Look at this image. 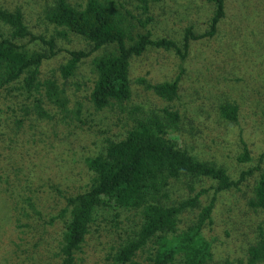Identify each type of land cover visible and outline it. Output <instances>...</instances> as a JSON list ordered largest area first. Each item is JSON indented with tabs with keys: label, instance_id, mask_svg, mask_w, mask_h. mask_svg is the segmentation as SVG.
I'll use <instances>...</instances> for the list:
<instances>
[{
	"label": "rangeland",
	"instance_id": "1",
	"mask_svg": "<svg viewBox=\"0 0 264 264\" xmlns=\"http://www.w3.org/2000/svg\"><path fill=\"white\" fill-rule=\"evenodd\" d=\"M55 1L0 0V8H21L34 35L56 38L58 54L44 61L39 80L42 84L55 80L65 90L66 100L65 109L52 105L46 87L29 96L21 86L22 80L0 95V264L61 263L60 246L69 215L59 216L67 207L66 197L89 186L93 175L85 167V159L100 153L107 140L123 138L130 119L120 107H93L90 63L97 54L74 77L63 79L60 67L69 58L67 51H90L92 46L72 33L68 39L57 35L61 28L45 20V11ZM69 1L77 7L87 2ZM110 1L124 13L132 34L151 32L153 39L168 38L180 44L188 28L196 35L205 33L215 9L210 0L148 4L144 0ZM225 4L226 16L217 33L191 41L184 61L174 50L153 47L133 59V94L124 107L141 106L142 114L160 112L167 106L178 110L181 126L171 138L178 137L182 146L200 160L225 167L237 179L264 153V0H226ZM8 31L0 21V40L9 36ZM17 43L32 53L48 50L40 40L27 38ZM177 77L181 79L179 98L173 103L138 83L141 78L160 83ZM36 98L43 99L41 106L50 119L35 114ZM226 101L239 105L238 124L224 122L217 115V107ZM242 139L252 152L253 161L247 164L237 161ZM257 176L238 189L218 195L213 223L202 231L213 247L209 264H246L249 247L264 231V210L248 206ZM213 186V181L203 179L190 192L176 183L171 199L178 201L202 191L201 203L206 206L213 196ZM101 211L76 264H109V253L134 238L140 227L135 210ZM197 213H184L180 228L194 221ZM146 254H139L141 264H147Z\"/></svg>",
	"mask_w": 264,
	"mask_h": 264
},
{
	"label": "trees",
	"instance_id": "2",
	"mask_svg": "<svg viewBox=\"0 0 264 264\" xmlns=\"http://www.w3.org/2000/svg\"><path fill=\"white\" fill-rule=\"evenodd\" d=\"M161 1L144 0L146 4ZM210 1L215 9L208 30L196 35L188 28L181 44L168 38L153 39L151 32L132 34L124 13L110 0H87L83 7L74 6L69 0H56L45 11V20L55 28H61L57 33L60 38L68 39L72 33L92 46L90 51H67L69 58L60 67L63 79L74 77L83 70L88 59L97 54L90 63L94 78L93 107L97 110L120 107L130 117L123 138L107 140L100 153L85 159V167L93 175L89 186L83 192L66 197L67 207L59 216L69 215L60 246V264H76L91 226L102 209L113 212L135 210L140 216V227L134 238L127 239L109 253V264H141L139 254L145 252L147 264H209L213 260V247L202 231L213 223L218 195L238 189L256 174L257 181L248 206L264 210V153L259 155L255 166L241 171L234 179L225 167L200 160L182 146L178 137L171 138L172 133L180 130L182 116L178 110L167 106L160 112L142 114L144 108L141 106L124 107L133 94L131 67L134 58L153 47L174 50L184 61L191 41L213 37L217 33L226 16V0ZM0 21L9 30V36L0 40V95L22 80L21 86L29 96L46 87V97L51 104L65 109V90L55 80L45 84L39 80L44 61L58 54L56 38L34 35L19 7L14 10L0 8ZM27 38L40 40L48 50L32 53L17 43ZM100 51L103 52L100 54ZM180 81V77L160 83L138 79L144 89L168 103L179 98ZM42 103V98H36L35 114L50 119ZM217 115L224 122L238 124L239 105L230 101L221 103ZM241 144L242 153L237 156V161L250 163L253 161L250 146L244 139ZM203 179L215 184L213 196L206 206L201 203L202 191L178 201L171 199L176 183L193 192L196 182ZM194 210H198L195 220L181 229L183 214ZM223 264L233 263L226 261ZM246 264H264L263 230L256 243L249 247Z\"/></svg>",
	"mask_w": 264,
	"mask_h": 264
}]
</instances>
